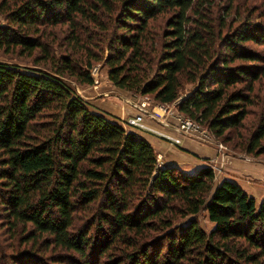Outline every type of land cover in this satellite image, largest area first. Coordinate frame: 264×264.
I'll return each mask as SVG.
<instances>
[{
	"label": "trees",
	"instance_id": "obj_1",
	"mask_svg": "<svg viewBox=\"0 0 264 264\" xmlns=\"http://www.w3.org/2000/svg\"><path fill=\"white\" fill-rule=\"evenodd\" d=\"M235 1L218 15V0H0V51L34 63L0 60V264H99L117 250L126 261L113 264H264V200L216 184L210 165H160L144 136L67 82L93 84L103 61L115 86L181 98L180 113L223 138L264 77V53L246 47L264 46V24L231 31ZM58 26L63 38L48 32ZM242 149L264 154V113Z\"/></svg>",
	"mask_w": 264,
	"mask_h": 264
},
{
	"label": "rangeland",
	"instance_id": "obj_2",
	"mask_svg": "<svg viewBox=\"0 0 264 264\" xmlns=\"http://www.w3.org/2000/svg\"><path fill=\"white\" fill-rule=\"evenodd\" d=\"M227 5H228L227 0H218L217 8L215 10L216 13H218V15L219 14L224 15L226 13ZM2 18L3 17H0V21H2ZM163 21H164V18L162 17L157 20V23L155 24V26L158 30L163 29V26H164ZM228 21L231 24V31L246 22L264 24V0H236L234 3V7L231 12V15L228 18ZM67 30H68L67 26H58L55 29L49 28L48 32L54 31V33L58 34L59 37L63 38ZM48 39L50 41H53V37H49ZM58 45L59 46H57V44L55 45V49L57 53L59 54L61 52H64L65 46H63L62 44L60 45L59 42H58ZM246 47L254 51H259L260 53H264V46H260L255 43L249 42V43H246ZM0 60L7 61V62L21 63L25 65H34V63L30 61L28 58L17 57V54L16 55H5L2 53V51H0ZM92 75L95 79V82L93 84H80L77 81H75L73 78H68L67 82H69V84L72 87H74V89L82 96L89 94V93L90 94L93 93L94 97L100 98L101 100H106L109 103H114V104L120 103L119 105H123L125 104L124 98L128 97L132 99L135 103L145 105L147 107V113L144 115V117L149 116L151 119H154V121L160 122L159 118H163V119L168 118L174 122L178 120V117H177L178 110H177L176 105L179 101H181V98L177 99L174 103L163 104V103L156 101L152 95H144L140 93H133L130 91L120 90L110 81L109 76H108V67L104 65L103 61L96 62L93 65ZM185 87H186L185 89H187L188 91L189 89H191L192 86L191 84H188ZM254 93L256 95L255 97L256 100H255V103L249 107L250 113L247 119L245 120L243 127L227 133L226 136L220 139L219 138L217 139L215 136L211 134L212 144L216 145L221 153H224L226 154V156L230 157V158H226L227 159L226 165L227 164L231 165V163L235 162V160H240L242 162H246V161L250 162L248 160H251L255 162L256 161L261 162V163H255V164H259L257 166L264 168V154L256 156L242 149L244 146V143L250 137L252 131L256 128V126L260 122L261 117L264 113V77L259 82H257ZM159 113H163V114H159ZM132 116H129L128 118ZM109 117L111 119H114L112 115H109ZM147 125L150 128L152 127L149 124ZM124 126H126V124ZM203 127L206 128L205 126ZM143 130L145 132L148 131L146 129H143ZM158 131L159 132L155 131L154 133H157L165 138V134H164L165 132L160 131V130ZM210 166L213 167L216 171V184H217L220 182V179H222L226 174L222 170V168L224 167V163L219 164L218 159L214 158L210 160ZM199 218L202 223V226L206 230H210L212 228L213 223L212 221H210L206 211H202L199 215ZM90 233L96 236L99 232L97 228L94 227L93 229H91ZM163 234L164 233H160V234L156 233L154 234V237H158L159 235H163ZM153 238L149 240L150 243H154L157 240L155 238L154 240ZM0 242H4L3 237L1 236H0ZM24 247L25 246H22V249H24ZM11 251L12 250H7V252H10V253ZM165 252L166 250L163 252V255H165ZM115 253L116 254L108 253L102 258H96V259H99L100 261L99 264H113V262L119 258L122 261H126L127 256H125L123 253H121L118 250L115 251ZM91 254L92 252L91 250H89L90 258H91ZM72 256H73L72 258H74L75 260V263L73 264H90L87 261L88 258L81 260V258L76 254H73ZM68 263L72 264L71 262H68ZM48 264H67V263L66 262L60 263L54 260H48Z\"/></svg>",
	"mask_w": 264,
	"mask_h": 264
},
{
	"label": "crops",
	"instance_id": "obj_3",
	"mask_svg": "<svg viewBox=\"0 0 264 264\" xmlns=\"http://www.w3.org/2000/svg\"><path fill=\"white\" fill-rule=\"evenodd\" d=\"M119 89L124 91L122 88ZM83 96L90 102L94 110L103 111L108 113V115H112L123 126L125 125L124 121L129 116L138 113L137 106L133 104L134 101L128 97L124 98L125 104L119 105L120 103H109L106 100L94 97L93 93ZM144 121L157 130L181 138V142L176 143L152 131L145 132L143 129L137 127L124 126L128 130L138 131L152 144L161 165H176L186 172H194L202 166L210 165V160L217 158L219 164L224 163L222 170L226 174L222 179L228 178L236 180L246 192L256 198L257 203L264 200V168L257 166L259 164H255L261 162L248 160L250 162L246 161V163L235 160L231 165H226V158L230 157L221 153L216 145L200 141L196 137L179 133L173 126L174 123L170 125L163 124L159 121H154L149 116H145Z\"/></svg>",
	"mask_w": 264,
	"mask_h": 264
},
{
	"label": "built area",
	"instance_id": "obj_4",
	"mask_svg": "<svg viewBox=\"0 0 264 264\" xmlns=\"http://www.w3.org/2000/svg\"><path fill=\"white\" fill-rule=\"evenodd\" d=\"M133 104L137 106L138 113L136 115H133L130 118H127L125 120L126 123L125 122L124 123L127 126L146 129L152 132H155V131L159 132L157 129L153 127L150 128L144 121V115L147 113V107L143 104H139L135 102ZM177 117H178V120L176 122L171 121L168 118L167 119L159 118V120L161 123L167 124V125L174 123L173 126L181 134L196 137L198 140L203 141V142L212 143L211 133L209 132L207 128H204L196 120L192 119L191 117L187 115L180 113L179 111H178ZM164 134H165L166 139H169V140L171 139L172 141L176 143L181 142L180 137H175L169 133H164Z\"/></svg>",
	"mask_w": 264,
	"mask_h": 264
}]
</instances>
